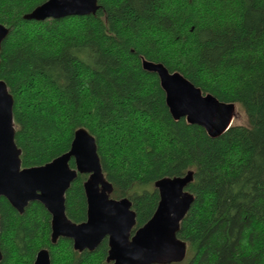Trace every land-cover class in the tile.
Returning a JSON list of instances; mask_svg holds the SVG:
<instances>
[{"label": "trees", "instance_id": "16d2710c", "mask_svg": "<svg viewBox=\"0 0 264 264\" xmlns=\"http://www.w3.org/2000/svg\"><path fill=\"white\" fill-rule=\"evenodd\" d=\"M47 1L0 0L10 29L0 79L14 99L23 168L69 152L86 129L111 198L132 202L133 234L157 211L155 184L193 172L195 201L178 231L187 257L175 264H264V0H98L95 15L24 18ZM143 59L240 106L247 123L213 139L175 121ZM88 178L79 174L66 193L76 224L88 218ZM0 216V264H34L45 249L52 264H109L108 238L94 252L66 238L53 244L52 216L39 202L20 214L1 198Z\"/></svg>", "mask_w": 264, "mask_h": 264}, {"label": "water", "instance_id": "95a60500", "mask_svg": "<svg viewBox=\"0 0 264 264\" xmlns=\"http://www.w3.org/2000/svg\"><path fill=\"white\" fill-rule=\"evenodd\" d=\"M98 0H48L24 18L44 22L73 16L97 14ZM10 29L0 23V52ZM143 69L159 77L166 104L175 121L185 119L205 129L213 138L223 136L233 126L237 105L220 101L178 72L143 59ZM14 99L5 81L0 79V199L5 198L20 214L39 202L52 216V242L60 238L74 242L77 252H94L109 240V264H175L187 257V244L178 238L182 221L195 197L188 191L193 172L184 177L164 178L155 186L160 203L152 219L133 234L136 213L128 198H111L113 186L103 173L95 138L79 129L69 152L41 167L23 168L22 150L15 142ZM75 160L76 168L70 163ZM89 175L84 187L88 218L82 224L66 214V193L78 175ZM1 218V216H0ZM3 254L0 251V263ZM34 264H52L48 250L38 253Z\"/></svg>", "mask_w": 264, "mask_h": 264}, {"label": "rangeland", "instance_id": "374dc122", "mask_svg": "<svg viewBox=\"0 0 264 264\" xmlns=\"http://www.w3.org/2000/svg\"><path fill=\"white\" fill-rule=\"evenodd\" d=\"M247 123V117L245 112L240 106H237V112L234 118L233 124H246Z\"/></svg>", "mask_w": 264, "mask_h": 264}]
</instances>
